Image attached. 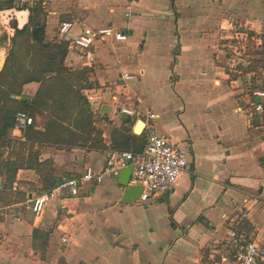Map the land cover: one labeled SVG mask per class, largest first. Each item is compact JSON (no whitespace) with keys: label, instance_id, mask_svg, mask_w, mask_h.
<instances>
[{"label":"crops","instance_id":"1","mask_svg":"<svg viewBox=\"0 0 264 264\" xmlns=\"http://www.w3.org/2000/svg\"><path fill=\"white\" fill-rule=\"evenodd\" d=\"M126 2L44 1L46 40H58L64 21L75 22L70 36L81 26H110L126 30L128 39L97 42L90 56L71 45L65 58L70 69H90L92 88L84 93H94L90 108L104 148L43 146L39 159L52 161L61 181L86 167L101 171L116 149L115 133L131 120L133 134L140 119L145 138L151 130L173 145L189 146L187 169L172 190L147 202L124 203L117 178L106 177L101 185L83 184L77 196L53 198L40 214L29 211L27 200L1 208L0 264H207L212 251L220 249L230 219L243 213L251 238L264 244V135L259 131L264 117L255 121L260 114L252 112L248 91L233 92L237 80L228 74L235 72L233 30L251 32L252 40L263 43L264 0H140L129 21ZM23 6L30 5L0 10V32L7 38L0 46V69L13 26L27 23ZM189 70L195 74L186 75ZM124 73L137 79L123 81ZM142 79L168 86L163 99L175 103L179 124L153 122L159 115L151 110L155 118L146 117ZM208 83L222 90L206 98L182 89ZM37 88L25 85L23 93L31 97ZM120 108L137 115L127 117ZM8 136L21 139L22 132L12 128ZM2 181L0 176V186ZM18 185L30 192L27 199L44 193L35 170H19L14 189ZM34 230L49 233L45 249L39 241L33 247Z\"/></svg>","mask_w":264,"mask_h":264},{"label":"trees","instance_id":"2","mask_svg":"<svg viewBox=\"0 0 264 264\" xmlns=\"http://www.w3.org/2000/svg\"><path fill=\"white\" fill-rule=\"evenodd\" d=\"M15 3L16 0H0V10L15 8ZM42 4L43 0H37L32 6L22 7L29 13L27 23L21 29L13 26L14 33L9 38V48L0 69V148H12L4 158L2 153L0 154V176L3 180L0 186V209L27 200L30 192L20 188V185L14 189L16 174L21 169L40 173L41 191L44 193L51 191L61 182L54 175L52 161L39 159L38 148L50 146L68 150L102 147L101 134L95 125V115L84 95L85 90L92 88L88 81L90 69L73 70L65 65L70 48L69 40L45 39V12ZM254 36L255 34L249 32L247 49L243 55V59L247 58V67L242 68L238 64L235 70L238 68L250 73L252 69L249 64L252 62L255 67L256 63H259L264 69L263 52H249L250 45L256 43ZM4 39H7L6 36ZM263 45L264 39L257 48H262ZM257 54L260 55L258 59L251 56ZM31 83L38 84V88L29 100L13 99L21 97L23 87ZM257 89L264 90V81L262 84H252L248 90L249 97L256 102L252 93ZM18 112H23L33 119L32 125L22 131L21 139L8 136V131L14 128V117ZM255 116V121L259 122L260 118L264 117V111ZM37 118L42 120L40 124L36 123ZM132 125L133 121L127 120V125L115 133V150L137 153L145 148L146 138L144 135H133ZM74 177L77 176L69 178ZM226 229L243 233L246 241L252 239L251 224L238 215L230 219ZM37 241L40 248L45 249L49 242V233L34 230L33 247ZM220 246L222 248L218 250L219 253L214 254L207 264L219 261L221 253L229 257L235 255V248L226 247L223 242Z\"/></svg>","mask_w":264,"mask_h":264},{"label":"built area","instance_id":"3","mask_svg":"<svg viewBox=\"0 0 264 264\" xmlns=\"http://www.w3.org/2000/svg\"><path fill=\"white\" fill-rule=\"evenodd\" d=\"M139 1L127 0L124 6L126 20H130L133 7ZM75 26V22L72 21L61 22L57 28V39L69 40L70 46L84 51L89 56L91 48L97 42H123L128 39L126 30L110 26L102 28L81 26L77 34L70 36ZM248 39L247 33L233 30L232 40L237 42L232 47L234 50L233 67L243 61ZM121 78L123 81H135L137 76L124 73ZM93 94L91 90L84 93L90 107L94 105L95 101ZM252 94L254 98H259L260 101L256 102L250 98L249 106L254 113L262 114L264 111V90L257 89ZM120 112L127 117L137 115L136 111L128 108H120ZM146 117L152 120L155 115L147 111ZM32 123L33 119L23 112L16 113L14 117V128L21 132L31 126ZM188 154V145H173L164 137L150 130L146 137L145 148L141 152L111 150L101 171L86 167L77 177L62 180L51 191L30 197L27 199L29 211L32 214H40L53 198L77 196L80 186L83 184L101 185L106 177L116 179L119 172L126 168L131 169L129 185L141 188L138 201L147 202L152 196L168 193L174 188L187 169ZM242 216L245 218V213ZM223 243L226 247L235 248V255L229 257L221 253L219 261L215 264H264V244H259L253 239L246 241L243 233L227 229ZM218 253L219 251L213 250L212 256Z\"/></svg>","mask_w":264,"mask_h":264},{"label":"rangeland","instance_id":"4","mask_svg":"<svg viewBox=\"0 0 264 264\" xmlns=\"http://www.w3.org/2000/svg\"><path fill=\"white\" fill-rule=\"evenodd\" d=\"M44 1L43 0V10H44ZM37 2V0H16L15 3V7L20 6L23 3L29 4L30 6L34 5ZM3 21V20H2ZM1 29V28H0ZM4 34H1L0 32V46H5L4 42H7V40L4 39ZM253 44V45H252ZM250 45V53L252 52H263L264 54V45L259 48L257 43H252ZM9 48V42L7 45V49ZM247 49V47H246ZM6 54H7V50H6ZM250 56V55H249ZM252 57H254L255 59H258L260 57V55L257 54L256 55H251ZM250 56V57H251ZM6 57V56H5ZM246 60L247 58L244 57L243 61L241 62L242 68L247 67L246 66ZM263 64V63H262ZM252 71L250 73H245L243 71V69L239 70L238 68H236L235 72H228L229 74V78L231 80H237V84H232V91H238L240 90L243 92H246L248 90L251 89V85H256V84H262L264 81V69H262L261 64H257L256 63V67L254 66L255 63L252 62L251 64H249ZM159 74H161V71L159 69L158 71ZM186 75H191V74H195L193 70H189L185 72ZM221 82V80H220ZM222 83V82H221ZM229 85V84H228ZM231 86V85H229ZM140 87L141 88V94H143L144 96H146L148 99H144L145 102V106H143V111H148L151 110L153 113H156L159 115V119L154 120L153 122H162L165 124H168L170 126L174 125V124H179V120L177 117V113L175 111H177V109H175V103L172 102L171 99H163V94L165 91V87L164 84H160V83H146L144 82V80L142 79V82L140 83ZM184 91H186V93L189 94V96H205L206 98H209L213 95H215L218 90H222V87L217 88L216 86H214V84L212 83H208L205 85V87L202 88H195V89H191L189 86H184L182 88ZM22 96L25 97H29L26 94H24L22 92ZM190 114V113H189ZM193 116V114H190ZM42 122V120L40 118L36 119V123L40 124ZM135 122V121H134ZM264 122V121H263ZM263 126V125H262ZM260 133H262L264 135V126L263 129L259 130ZM179 136H181L182 134H178ZM145 137V134H144ZM12 148H0V154L2 153L3 158L6 156V154L11 151ZM23 153V152H22ZM1 159V158H0Z\"/></svg>","mask_w":264,"mask_h":264},{"label":"water","instance_id":"5","mask_svg":"<svg viewBox=\"0 0 264 264\" xmlns=\"http://www.w3.org/2000/svg\"><path fill=\"white\" fill-rule=\"evenodd\" d=\"M13 99H18L20 101L29 100V98L25 96L21 97H13ZM259 102V98L256 99ZM145 124L142 120H138L136 125L133 128V134L139 136L142 134L144 130ZM131 176V169L126 168L119 172L117 176L118 184L124 189L122 200L124 203L129 204L135 201H138V198L141 194V188L138 186L129 185V180Z\"/></svg>","mask_w":264,"mask_h":264}]
</instances>
